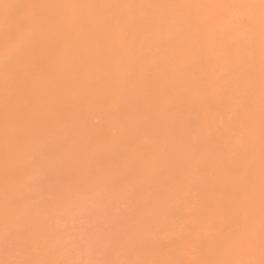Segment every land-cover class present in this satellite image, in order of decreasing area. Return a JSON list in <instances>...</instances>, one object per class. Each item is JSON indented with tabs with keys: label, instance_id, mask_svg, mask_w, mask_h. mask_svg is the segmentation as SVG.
I'll list each match as a JSON object with an SVG mask.
<instances>
[{
	"label": "bare ground",
	"instance_id": "6f19581e",
	"mask_svg": "<svg viewBox=\"0 0 264 264\" xmlns=\"http://www.w3.org/2000/svg\"><path fill=\"white\" fill-rule=\"evenodd\" d=\"M0 264H264V0H0Z\"/></svg>",
	"mask_w": 264,
	"mask_h": 264
}]
</instances>
